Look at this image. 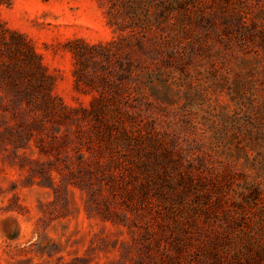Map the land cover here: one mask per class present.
I'll return each instance as SVG.
<instances>
[{"label": "rangeland", "instance_id": "1", "mask_svg": "<svg viewBox=\"0 0 264 264\" xmlns=\"http://www.w3.org/2000/svg\"><path fill=\"white\" fill-rule=\"evenodd\" d=\"M126 1L0 0V264H264V0Z\"/></svg>", "mask_w": 264, "mask_h": 264}, {"label": "trees", "instance_id": "2", "mask_svg": "<svg viewBox=\"0 0 264 264\" xmlns=\"http://www.w3.org/2000/svg\"><path fill=\"white\" fill-rule=\"evenodd\" d=\"M145 5L147 7L152 6V4L150 5V2H148V0H130L129 2L128 1L125 2V7L127 8V12L131 14V18H132V22L133 23L140 22L141 16H140V14H138L139 13V9L141 7H144ZM171 5H172V2H171ZM166 8H168V7H166ZM166 10L167 9H165V8L160 9L159 12L162 13L160 15L161 17H164L165 16V13H166L165 11ZM138 43H139V45H138L139 46V49L144 54L148 53L149 51L151 52L152 50H154V46L152 48H150L149 46H147V43L148 42H146L144 40H139ZM25 46L26 45H24V48H25ZM22 49H23V43L19 47V50H22ZM29 54H31V56H33V53H32L31 50L29 51ZM143 61H144V59H143Z\"/></svg>", "mask_w": 264, "mask_h": 264}]
</instances>
